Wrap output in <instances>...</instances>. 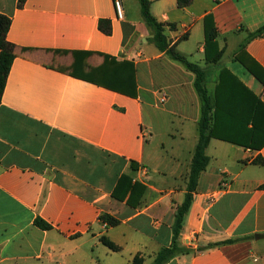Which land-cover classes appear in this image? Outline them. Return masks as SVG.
<instances>
[{"label":"crops","instance_id":"0c3cea01","mask_svg":"<svg viewBox=\"0 0 264 264\" xmlns=\"http://www.w3.org/2000/svg\"><path fill=\"white\" fill-rule=\"evenodd\" d=\"M149 1L169 46L203 69L216 133L240 125L232 115L254 102L235 78L264 104V85L249 70H264V37L249 39L264 26V0ZM121 3L122 20L114 0H0L15 46L0 104V264H133L136 256L151 264L172 244L202 100L196 74L155 44L140 1ZM101 20L111 21L110 35ZM75 52L90 53L87 69L106 56L133 62L138 95L74 76ZM206 154L181 233L187 252L167 264H264V146L216 136ZM125 174L145 186L138 204L113 197ZM37 218L52 228L41 229Z\"/></svg>","mask_w":264,"mask_h":264},{"label":"trees","instance_id":"16d2710c","mask_svg":"<svg viewBox=\"0 0 264 264\" xmlns=\"http://www.w3.org/2000/svg\"><path fill=\"white\" fill-rule=\"evenodd\" d=\"M145 21L151 27L154 32V41L157 47L161 51H166L170 57L180 63H182L187 69L196 74L195 87L199 92L202 100V118L200 121V138L195 151V156L192 165V171L189 176L188 193L181 206L178 207L176 212V218L173 225V241L170 247L163 248L155 257V260L151 264H167L173 258L181 253H186L181 244V233L185 217L190 209L193 192L196 190L198 179L201 173L206 169L209 164L210 158L206 154V148L208 147L213 137H220L221 139L233 143L238 146L249 148L252 150H260L264 146V104L249 90L245 89L243 84L236 78L234 82L244 90L248 98H252L250 101L249 110L246 114L239 115L236 113L232 116L235 117V122L240 124L229 129V132L220 135L215 130V100L209 94V91L205 85V73L199 66L189 62L186 57L177 53L174 48L169 46V42L164 34V27L158 23L157 20L150 12V1L139 0ZM179 5H187L190 0H178ZM26 0H19V6H23ZM11 26V19L6 15L0 14V104L2 101V95L5 90L8 75L15 59V46L7 39V34ZM99 29L110 35L112 33V24L110 20H101L99 23ZM258 37H264V26L258 30L249 34V39ZM215 38V29H212L208 36L209 40ZM76 62L72 67V74L76 77L86 79L90 82L107 87L114 91L136 97L137 83H136V69L133 62L124 61L117 62L113 58L105 57V62L96 68H92L85 63V59L90 55L89 52L74 53ZM222 53L220 52L215 61H218ZM249 70L256 75L258 80L264 85V70L257 67H249ZM251 100V99H250ZM220 102V100H218ZM139 163L132 162V170L139 169ZM145 193V186L140 182H133V178L130 175H122L114 192L113 197L119 201H125L128 199L129 203L137 201L139 203L143 194ZM128 197V198H127ZM134 204V203H133ZM102 221L107 222L110 226H117L120 224V220L109 215L103 214L100 216ZM35 224L41 229H51L52 226L45 222L41 218L35 220ZM101 241L110 249L118 251L119 247L113 243L107 236H103ZM231 241L222 242L218 244H210L206 248H212L221 244L230 243ZM133 264H144V258L136 256L133 260Z\"/></svg>","mask_w":264,"mask_h":264},{"label":"built area","instance_id":"2783aa9c","mask_svg":"<svg viewBox=\"0 0 264 264\" xmlns=\"http://www.w3.org/2000/svg\"><path fill=\"white\" fill-rule=\"evenodd\" d=\"M114 8L116 16L118 19L122 20L124 18V9L121 3V0H114ZM165 99H162L161 102H164Z\"/></svg>","mask_w":264,"mask_h":264},{"label":"rangeland","instance_id":"374dc122","mask_svg":"<svg viewBox=\"0 0 264 264\" xmlns=\"http://www.w3.org/2000/svg\"><path fill=\"white\" fill-rule=\"evenodd\" d=\"M166 138H164L163 140H165ZM188 240H186V242H187ZM124 259V258H123ZM122 262H119V264H123L124 262H123V260H121Z\"/></svg>","mask_w":264,"mask_h":264}]
</instances>
